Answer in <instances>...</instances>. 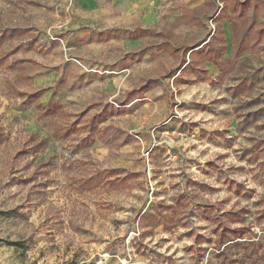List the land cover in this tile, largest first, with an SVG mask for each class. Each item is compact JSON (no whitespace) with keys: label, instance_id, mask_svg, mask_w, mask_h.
<instances>
[{"label":"rangeland","instance_id":"1","mask_svg":"<svg viewBox=\"0 0 264 264\" xmlns=\"http://www.w3.org/2000/svg\"><path fill=\"white\" fill-rule=\"evenodd\" d=\"M238 236L226 264H264V0H0V264Z\"/></svg>","mask_w":264,"mask_h":264},{"label":"trees","instance_id":"2","mask_svg":"<svg viewBox=\"0 0 264 264\" xmlns=\"http://www.w3.org/2000/svg\"><path fill=\"white\" fill-rule=\"evenodd\" d=\"M200 46V44H197V45H195L194 46V48H197V47H199ZM204 49L202 48V47H199V48H197V49H195V50H193V51H197V52H201V51H203ZM226 50V48L224 47V48H222L221 49V54L224 52ZM192 51V52H193ZM206 51V53H215L216 54V52H215V50H212V49H207V50H205ZM207 61H212V62H214L215 64H218V58L217 57H211V56H209V58H207ZM186 67V66H185ZM184 67V68H185ZM183 68V69H184ZM182 69V70H183ZM41 93L42 92H38L37 93V95L38 96H40L41 95ZM238 231H240L241 233H243L244 232V228H240V230H238ZM239 238H242L241 236H238V238H236V239H230L229 241H227V242H225L224 244H221V245H219L220 247H222V248H219V249H217V252H218V256H220V255H224V259L225 258H228L229 259V257H230V254H229V250L230 249H232L233 247H242V246H244L245 245V241H243V242H239V240H237V239H239ZM218 246V247H219ZM235 257H239V254L237 253L236 254V256ZM236 258V259H237ZM231 261H237V260H229V262H231ZM223 264H226V259L224 260V262H223Z\"/></svg>","mask_w":264,"mask_h":264},{"label":"crops","instance_id":"3","mask_svg":"<svg viewBox=\"0 0 264 264\" xmlns=\"http://www.w3.org/2000/svg\"><path fill=\"white\" fill-rule=\"evenodd\" d=\"M114 2L120 3L122 0H113Z\"/></svg>","mask_w":264,"mask_h":264}]
</instances>
